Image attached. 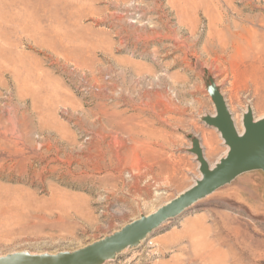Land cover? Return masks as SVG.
<instances>
[{
  "label": "rangeland",
  "instance_id": "374dc122",
  "mask_svg": "<svg viewBox=\"0 0 264 264\" xmlns=\"http://www.w3.org/2000/svg\"><path fill=\"white\" fill-rule=\"evenodd\" d=\"M213 88L239 130L264 119V0H0V258L83 249L192 188L195 146L228 150ZM106 264H264V172Z\"/></svg>",
  "mask_w": 264,
  "mask_h": 264
},
{
  "label": "water",
  "instance_id": "95a60500",
  "mask_svg": "<svg viewBox=\"0 0 264 264\" xmlns=\"http://www.w3.org/2000/svg\"><path fill=\"white\" fill-rule=\"evenodd\" d=\"M210 95L216 115L206 118L207 125L217 129L228 152L212 166L201 145L193 153L199 163L201 178L197 183L154 213L127 225L122 231L74 252L57 255L15 253L0 258V264H106L119 253L139 245L166 222L182 215L187 209L207 198L239 176L264 171V119H255L248 111L243 116V131L239 132L225 98L214 88Z\"/></svg>",
  "mask_w": 264,
  "mask_h": 264
},
{
  "label": "bare ground",
  "instance_id": "6f19581e",
  "mask_svg": "<svg viewBox=\"0 0 264 264\" xmlns=\"http://www.w3.org/2000/svg\"><path fill=\"white\" fill-rule=\"evenodd\" d=\"M132 5V4H131ZM129 21V20H128ZM236 127H237V125H236ZM237 129H238V131L239 132H242L243 130H239V128L237 127ZM227 152H228V150H227ZM227 154V153H226ZM226 156V155H225Z\"/></svg>",
  "mask_w": 264,
  "mask_h": 264
},
{
  "label": "crops",
  "instance_id": "0c3cea01",
  "mask_svg": "<svg viewBox=\"0 0 264 264\" xmlns=\"http://www.w3.org/2000/svg\"><path fill=\"white\" fill-rule=\"evenodd\" d=\"M204 151V150H203ZM204 155H205V158L207 159V157H206V154H205V151H204ZM207 161H208V159H207ZM209 162V161H208ZM258 171V170H257ZM264 172V171H263Z\"/></svg>",
  "mask_w": 264,
  "mask_h": 264
}]
</instances>
